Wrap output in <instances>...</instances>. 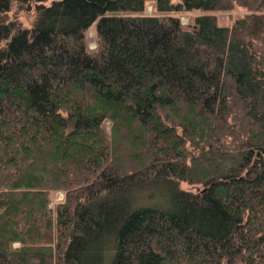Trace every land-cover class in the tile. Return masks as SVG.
<instances>
[{
    "label": "trees",
    "instance_id": "trees-1",
    "mask_svg": "<svg viewBox=\"0 0 264 264\" xmlns=\"http://www.w3.org/2000/svg\"><path fill=\"white\" fill-rule=\"evenodd\" d=\"M0 264H264V0H0Z\"/></svg>",
    "mask_w": 264,
    "mask_h": 264
},
{
    "label": "rangeland",
    "instance_id": "rangeland-1",
    "mask_svg": "<svg viewBox=\"0 0 264 264\" xmlns=\"http://www.w3.org/2000/svg\"><path fill=\"white\" fill-rule=\"evenodd\" d=\"M178 0H172V2H177ZM48 3V1H47ZM31 10H18L14 6H12L11 10L7 13V18H16L19 23L25 27H29L32 20V7ZM202 13L199 10H191V11H182L177 13H169V15L176 16L181 25L187 26L190 24L191 18L195 15ZM245 11L243 8L239 6H234L229 11H213L211 14L215 16L216 23L221 26H230L235 18L240 17L244 14ZM143 14L147 15H155L156 13L153 11L152 6L150 3H146ZM158 15V14H156ZM85 39L87 41L88 48L92 49L95 47V35L93 28L90 26L85 32ZM105 128L108 130L109 123H104ZM180 187L184 190L188 191H196L199 186L196 184H186L181 183ZM49 205L50 207L53 206L55 203L59 202L63 198V192L60 190L51 191L49 193Z\"/></svg>",
    "mask_w": 264,
    "mask_h": 264
}]
</instances>
